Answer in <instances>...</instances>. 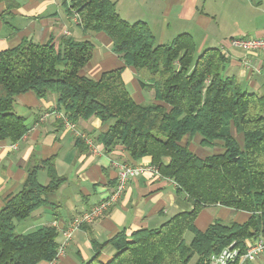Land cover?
<instances>
[{
	"label": "trees",
	"instance_id": "trees-1",
	"mask_svg": "<svg viewBox=\"0 0 264 264\" xmlns=\"http://www.w3.org/2000/svg\"><path fill=\"white\" fill-rule=\"evenodd\" d=\"M83 30L105 33L113 51L125 63L89 79L83 69L91 61L90 41L65 38L60 47L25 40L0 53V141L19 142L29 131L26 119L14 111L16 97L33 92L52 94L58 111L72 123L91 118L108 125L98 141L107 151L124 147L131 159L150 158L160 174L174 181L179 193L193 201V209L174 215L155 229L122 231L103 244L93 242L94 256L83 264H210L213 255L234 245L264 237V97L250 93L224 75L226 57L218 48L198 52L187 33L159 45L143 21L130 23L112 0L64 1ZM132 67L141 86L155 102L138 104L123 78ZM201 137V146L222 152L198 156L187 138ZM83 141L77 140L78 145ZM47 170L49 183L38 179ZM66 182L51 157L32 167L19 193L0 209V264H40L57 259L59 232L44 226L28 234L16 232ZM222 206L247 212L244 223L216 220L205 231L196 226L201 210ZM56 206L54 209L56 210ZM191 232L188 243L185 234ZM115 250L103 261L106 247Z\"/></svg>",
	"mask_w": 264,
	"mask_h": 264
},
{
	"label": "crops",
	"instance_id": "crops-1",
	"mask_svg": "<svg viewBox=\"0 0 264 264\" xmlns=\"http://www.w3.org/2000/svg\"><path fill=\"white\" fill-rule=\"evenodd\" d=\"M112 1L124 20L147 23L159 45L169 44L187 33L194 38L199 53L209 48L220 49L226 57L224 75L235 78L242 89L264 97V50L246 52L230 44L232 38L264 37V0H247L251 15L246 24L239 31L226 27L224 33L214 20L215 11L206 10L204 0ZM239 18L242 21V15ZM79 22L77 14L65 7L64 0H0V53L18 47L25 40L42 45L51 41L58 48L65 38H72L90 41L94 46L92 59L83 69L89 79L98 80L104 72L125 66L105 33L86 32ZM123 78L136 103L155 102L153 91L141 86L132 67L125 68ZM14 111L26 119L29 131L17 143L0 141V209L9 197L20 192L28 171L51 157L55 158L59 176L66 178L49 197L55 206H44L26 220L16 222L19 235L54 226L61 244L65 239L63 232L72 222L115 187L116 163L151 164L150 158L134 161L121 145L107 151L98 138L109 126L97 118L81 120L76 123V130L95 139L99 152L93 153L83 142L78 145L76 132L66 128L58 118L65 113L58 111L55 95L40 99L33 92L21 94L16 97ZM200 143L201 137L190 143L191 149L194 151ZM218 150L222 151V147L218 146ZM38 179L47 185L50 180L47 170L41 169ZM192 209L193 201L177 191L173 180L149 172L141 174L129 181L123 196L107 215L93 224L80 226L62 255L53 262L40 264H83L95 254L93 242L103 244L122 231L155 229L174 215ZM249 217L247 212L210 206L200 211L196 226L205 231L216 220L225 224L244 223ZM185 239L190 243L193 234L187 232ZM114 253L112 247H106L101 259L107 261ZM249 264H264V254Z\"/></svg>",
	"mask_w": 264,
	"mask_h": 264
},
{
	"label": "built area",
	"instance_id": "built-area-1",
	"mask_svg": "<svg viewBox=\"0 0 264 264\" xmlns=\"http://www.w3.org/2000/svg\"><path fill=\"white\" fill-rule=\"evenodd\" d=\"M67 1L69 4V0ZM231 45L234 48L244 50L246 52L264 50V37L261 38H234L231 40ZM58 118L62 120L63 125L76 132L79 139L93 152L98 153V145L95 139L91 136L77 132L76 124L72 123L66 114L60 113ZM117 181L115 187L111 190L109 195L105 197L100 203L95 205L91 210L85 212L77 217L69 229L63 232L64 241L59 245L57 258L64 253L68 242L70 241L73 232L82 225H90L107 215L112 208L119 202L123 196L129 181L144 173H151L155 177H163L158 168L152 164L130 165L125 163H116ZM264 254V237H260L253 241H247L245 249H240L230 245L226 247L221 253L215 254L210 259V264H249L255 262L261 255Z\"/></svg>",
	"mask_w": 264,
	"mask_h": 264
},
{
	"label": "rangeland",
	"instance_id": "rangeland-1",
	"mask_svg": "<svg viewBox=\"0 0 264 264\" xmlns=\"http://www.w3.org/2000/svg\"><path fill=\"white\" fill-rule=\"evenodd\" d=\"M204 1L207 4L206 10H209L210 12L215 11L214 20L216 24H219L218 26L221 28L223 33H224L223 29L226 27L231 31L234 30L239 31V29H242L243 25L246 24L248 17L251 15V9L247 5L248 4L247 0H204ZM241 15H242V21L241 18H239L241 17ZM231 40H230V44H231ZM198 138H200V136L194 137V139L190 140L189 142L194 143ZM218 146L222 147L223 144L218 143L214 148L203 147L198 144L194 152L198 156L202 158H206L221 153L223 150L219 151ZM195 260L196 259L192 261V264L195 263Z\"/></svg>",
	"mask_w": 264,
	"mask_h": 264
}]
</instances>
